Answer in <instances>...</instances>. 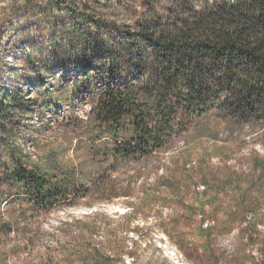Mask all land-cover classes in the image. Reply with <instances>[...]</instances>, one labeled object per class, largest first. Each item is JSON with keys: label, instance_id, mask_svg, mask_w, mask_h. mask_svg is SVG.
<instances>
[{"label": "trees", "instance_id": "1", "mask_svg": "<svg viewBox=\"0 0 264 264\" xmlns=\"http://www.w3.org/2000/svg\"><path fill=\"white\" fill-rule=\"evenodd\" d=\"M21 5L25 20L33 17L43 26L26 33L45 39L24 55L33 93L47 85L39 95L42 106H58L79 88L91 94L87 119L67 121L79 127L88 157L51 168L33 164L20 149L23 136L5 126L18 112H29L33 93L25 98L21 90L0 91V264H12L5 247L22 227L20 216L50 213L91 194L110 199L129 192L134 175L120 185L111 173L131 163L139 169L160 163L194 120L217 125L206 137L228 133L204 156L229 158L232 136L245 128L261 130L264 138V0H21ZM54 67L70 72L57 85L49 81ZM194 154L192 147L181 149L133 210L175 203L182 211L164 221L168 236L180 247L200 249L203 262L217 264L211 236L246 222L240 232L252 239L257 219L264 218V157H250L249 169L242 170ZM14 210L19 216L13 217ZM196 216L200 221L194 225ZM74 224L67 241L35 253V264L118 262L93 241L95 224ZM34 239L27 237L23 246ZM259 250L263 259L252 264H264V243Z\"/></svg>", "mask_w": 264, "mask_h": 264}, {"label": "rangeland", "instance_id": "2", "mask_svg": "<svg viewBox=\"0 0 264 264\" xmlns=\"http://www.w3.org/2000/svg\"><path fill=\"white\" fill-rule=\"evenodd\" d=\"M25 16L28 13L26 7L21 5V0H0V91L5 88L4 90L14 94L21 90L26 98L31 96L35 86L24 75V68L27 67L24 59L29 48L45 38L26 36L27 32L39 33L43 26L35 23L33 17L25 20ZM46 48L50 49V46L46 45ZM69 74L70 72L61 74L59 67H54L51 75H55V78L49 81L57 85ZM40 87L42 88L32 94L33 105L29 112H18L15 119L5 123V126L23 136L20 149L33 164L51 168L50 166L58 163H80L84 157H88L87 143L82 140L79 127L75 128L74 124L67 121L75 117L87 119L91 94L83 88L76 89L68 101L47 109L42 106L39 97L47 85ZM214 125L217 126L212 121L194 120L187 132L180 138H175L167 151L160 156V163L154 160L152 165L141 169V165L131 163L124 169L111 173L113 178H118L120 185H126L129 175H134L129 192L110 199L91 194L71 206L63 205L50 213L35 211L27 213L26 217L20 216L19 227H22L18 234L11 233L5 247L11 263L35 264V253L67 241L71 231L75 229L74 221L79 220L80 227L92 224L97 226L92 239L98 247L118 257L116 264H209L199 257L200 249L195 252L192 246L180 247L166 233L164 221L182 211L175 203L157 202L137 213L133 209L137 208L144 189L155 182L157 175L164 172L163 167L170 166L171 161L186 146L192 147L195 152L193 157H210V163L214 165L227 160L242 170L249 169L250 157H264V138L259 136L261 130L252 131L247 128L237 136H232L234 140L228 144L231 147L229 158L224 159L213 153L204 156L205 150L210 151L221 144L219 139L228 134L223 131L222 136L216 140L206 137L205 131ZM16 216L19 215L15 211L13 217ZM24 220L27 221V226L22 224L25 223ZM199 221L200 216H196L193 224ZM246 224L245 222L234 226L229 232L211 236V246L220 257L217 264H252L253 260L263 259L259 249L264 243V218L257 219L252 239L240 232V227H245ZM29 236L35 237L34 244L25 247L23 243ZM31 249L33 250L30 252Z\"/></svg>", "mask_w": 264, "mask_h": 264}]
</instances>
